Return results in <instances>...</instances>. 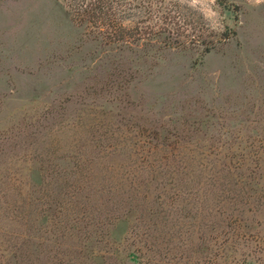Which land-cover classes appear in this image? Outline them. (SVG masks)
Returning a JSON list of instances; mask_svg holds the SVG:
<instances>
[{
	"label": "rangeland",
	"instance_id": "obj_1",
	"mask_svg": "<svg viewBox=\"0 0 264 264\" xmlns=\"http://www.w3.org/2000/svg\"><path fill=\"white\" fill-rule=\"evenodd\" d=\"M167 1L184 46L98 60L0 0V264H264V0Z\"/></svg>",
	"mask_w": 264,
	"mask_h": 264
},
{
	"label": "trees",
	"instance_id": "obj_2",
	"mask_svg": "<svg viewBox=\"0 0 264 264\" xmlns=\"http://www.w3.org/2000/svg\"><path fill=\"white\" fill-rule=\"evenodd\" d=\"M63 3L70 21L81 31V38L98 50V60L103 56L108 58L110 54L116 59L125 50L145 57L142 52H146L148 47L177 49L188 42L174 40L170 35L172 29L167 26L177 25L178 30L180 26L174 23V19L181 18L179 13L182 12L167 0H63ZM127 19L131 25L124 24ZM151 20L154 23L145 24ZM203 45L205 53L207 45Z\"/></svg>",
	"mask_w": 264,
	"mask_h": 264
},
{
	"label": "clouds",
	"instance_id": "obj_3",
	"mask_svg": "<svg viewBox=\"0 0 264 264\" xmlns=\"http://www.w3.org/2000/svg\"><path fill=\"white\" fill-rule=\"evenodd\" d=\"M258 2H259V0H258Z\"/></svg>",
	"mask_w": 264,
	"mask_h": 264
}]
</instances>
